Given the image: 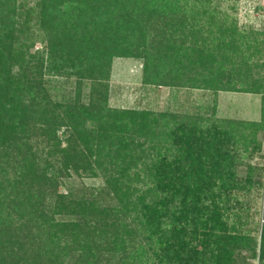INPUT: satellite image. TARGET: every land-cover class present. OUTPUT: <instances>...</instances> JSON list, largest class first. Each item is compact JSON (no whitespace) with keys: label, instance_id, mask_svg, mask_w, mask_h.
<instances>
[{"label":"trees","instance_id":"16d2710c","mask_svg":"<svg viewBox=\"0 0 264 264\" xmlns=\"http://www.w3.org/2000/svg\"><path fill=\"white\" fill-rule=\"evenodd\" d=\"M30 2L0 0V264H109L102 255L116 258L107 247L113 242L122 250L131 246L121 264H233L243 250L264 264V225L257 239L243 223L229 222L233 200L245 207L232 190L246 185L225 175L235 159L232 143L241 142L249 154L260 151L255 142L264 118L230 122L217 136L200 127L210 126V118L182 116L187 125L180 127L176 115L167 114L176 119L167 124L166 113L109 105L118 57L143 58L145 68L156 71L150 83L228 90L216 84L226 71L221 61L214 66L213 56L224 58L223 46L231 55L234 41L225 39L235 38L236 26L226 23L215 32L218 54L207 55L201 43L211 39L201 32L191 50L175 47L178 39L174 43L158 22L176 25L184 14L187 20L190 0ZM218 8L207 7L212 24ZM33 27L43 37L35 52ZM183 32L178 36L187 39ZM258 41L246 54L263 52ZM174 51L185 81L175 83L168 74L158 82L166 74L161 64L175 65ZM262 66L238 69L244 82L238 91L262 93ZM74 175L100 176L104 185L61 191V178ZM247 177L251 186L264 185L261 177ZM234 215L241 220L240 212Z\"/></svg>","mask_w":264,"mask_h":264},{"label":"rangeland","instance_id":"374dc122","mask_svg":"<svg viewBox=\"0 0 264 264\" xmlns=\"http://www.w3.org/2000/svg\"><path fill=\"white\" fill-rule=\"evenodd\" d=\"M30 1L32 4L33 0ZM193 2L195 3L193 4ZM216 3H219V13L214 20V24H212L211 20L208 19V12L206 11L208 6H213ZM190 5L191 8L188 9V11L186 10L187 20L186 14H184L183 19L179 16L177 22L175 20L176 25L173 24L171 26L169 24L166 26L165 18H158L159 25L164 27V29L162 28L163 31L167 32V36L172 37L171 40H173L174 43L178 39L175 47L183 45L184 47H187L188 50L194 48V40L192 38L198 35V32H201L205 38L212 40H207L204 43L202 42L203 44L200 42L201 46L205 48V53L207 55L212 53L214 55L218 54L216 49L217 46H214L215 42L217 44L218 42L213 40L212 36L220 34L219 29L221 27L223 28L226 23L229 27H231L230 25L236 26L237 32L235 38H232V35H227L225 39L227 42L229 37L230 41L232 39V42L234 41V50H231L230 52L232 56L226 54L228 52L223 49L224 44L219 45L221 48L223 46V48L220 49V52H224V58H220L218 55L213 56L214 66L218 67L217 64L221 61L226 71V74L217 77L218 83L216 84L219 86L225 85L228 90H207L199 88L187 89L183 87H170L168 85L160 86L154 82L150 83L151 81H156V79L150 77V75L154 74L156 71L152 66L149 67V69H146L144 65L145 60L143 58L118 57L114 58L110 72L109 105L116 108H148L158 113H166L163 122L165 121L167 124L176 123V119L173 120L168 116L171 114L176 115L178 116L177 121L180 124V127H185L187 125L185 118L182 116L188 115L195 118H210V126L205 127V125H201L200 127L207 129L208 132L217 136L222 135L221 131L228 128V124L230 122L242 123L257 121L259 123L263 121L264 108L262 107V97H264V45L262 44H264V0H213V2L206 3L205 5L198 0H190ZM193 10L195 11L193 12ZM197 11H199V14ZM182 20H186L184 24H182ZM173 27H175L174 34L173 30H171ZM33 30L38 35L32 49V52H35L37 49L42 48L43 44L41 40L43 37L40 38L41 32L38 31L37 27H33ZM179 30L182 32L185 30L183 33H186L188 38L185 39L184 36H178ZM215 32H218V34H215ZM254 38L259 39L258 47H263V52L246 54L245 49L249 52V48L253 46L248 47L247 45H249ZM179 55L180 54L177 51L171 53V57L173 58V62L175 64L174 66L166 63L161 64L159 70L161 74H166L165 78L159 79L158 82L166 81L169 77L167 76L168 74L170 77L173 75L172 81L175 83H182L185 81L186 73L181 69L182 65L179 66V64L175 62L177 58L180 57ZM182 60L186 62L185 57H182ZM257 61L258 63H261L262 61L263 65L261 68L262 70L259 71L260 78L258 79L259 82L263 83L262 93L255 94L247 91H238L241 90L240 88L244 85V82L240 80L242 76L238 72V69L242 68L243 70L245 69V66H251V64L256 63ZM168 67L170 69H168ZM192 67L195 69V64H193ZM180 134H182V131ZM198 134L197 137L199 136ZM192 140L193 143L195 142V146L197 145V142H199L195 137H193ZM259 142L260 151L254 150L251 154H249L251 149L244 150V146L241 145V142L238 145L232 143L230 153L235 156V159H233V164L231 163L232 168L229 167L230 172H225V175L228 178L232 180H243L241 185H246L244 189L232 190L233 196H235L237 200L245 202V204H243L245 207L243 208L244 210H242L239 206L235 205L236 202L234 203L233 200L234 208L230 211L229 222L236 221L235 225L237 227L243 223V229L251 228L252 236L257 237V239L260 238L261 230L264 225V185H260L258 187H255V185L251 186L246 179L248 178L247 176H251L253 179H259L261 177L260 180L263 184L264 131H259V134L256 137L255 145L258 144L259 146ZM216 143H218L219 146V141L213 142V146L217 148ZM250 148H253L252 144ZM220 152H225V149L221 148V144ZM224 164L225 166H223L220 170L228 166L226 162ZM60 183L59 189L61 191H66L67 185L75 187L81 185H85L86 187H99L104 185L103 179L100 176L96 178L79 177L75 175L71 178L63 176ZM237 212H240L242 217L241 220H238L234 215ZM249 215L251 216V220L254 216L253 221H251V224L249 223L245 225L246 217ZM107 247L111 250L115 249L114 254H116V258H113L114 255H102L103 262L109 264H121V262L127 261L130 255H132V253L129 254L131 246L128 250H122L121 246L118 245L117 247L116 243L113 242L112 244H108ZM249 255L250 254H248L247 250L238 252L235 255L233 264H258V261L250 258ZM67 260L69 261V259Z\"/></svg>","mask_w":264,"mask_h":264}]
</instances>
